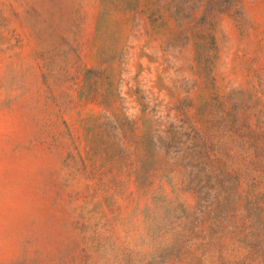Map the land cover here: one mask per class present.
Listing matches in <instances>:
<instances>
[{
    "label": "rangeland",
    "instance_id": "rangeland-1",
    "mask_svg": "<svg viewBox=\"0 0 264 264\" xmlns=\"http://www.w3.org/2000/svg\"><path fill=\"white\" fill-rule=\"evenodd\" d=\"M0 264H264V0H0Z\"/></svg>",
    "mask_w": 264,
    "mask_h": 264
}]
</instances>
